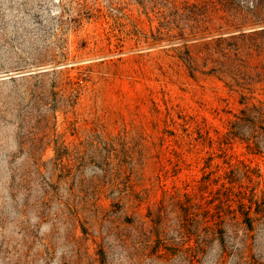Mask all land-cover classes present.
<instances>
[{
	"label": "rangeland",
	"instance_id": "374dc122",
	"mask_svg": "<svg viewBox=\"0 0 264 264\" xmlns=\"http://www.w3.org/2000/svg\"><path fill=\"white\" fill-rule=\"evenodd\" d=\"M254 107L264 0H0V264H264Z\"/></svg>",
	"mask_w": 264,
	"mask_h": 264
},
{
	"label": "trees",
	"instance_id": "16d2710c",
	"mask_svg": "<svg viewBox=\"0 0 264 264\" xmlns=\"http://www.w3.org/2000/svg\"><path fill=\"white\" fill-rule=\"evenodd\" d=\"M237 120L232 123L231 131L228 134V140L239 139L247 144V149L252 154H261L264 150V112L260 108L245 109L238 115ZM244 125H249L245 127ZM252 126V127H251ZM244 169V171H243ZM223 179L225 183L218 191V200L221 204L227 205L235 200L239 202V208L242 216L245 218V223L252 225L251 210L254 205H257L255 193L249 194L247 191H236V185L243 178H249L252 171L247 167H229ZM213 173L209 174L206 181L210 180ZM242 188V186H240ZM248 200V203L246 202ZM162 237L159 238L158 249L166 248Z\"/></svg>",
	"mask_w": 264,
	"mask_h": 264
}]
</instances>
